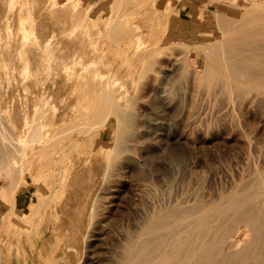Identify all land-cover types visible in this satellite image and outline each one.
<instances>
[{
    "label": "rangeland",
    "instance_id": "rangeland-1",
    "mask_svg": "<svg viewBox=\"0 0 264 264\" xmlns=\"http://www.w3.org/2000/svg\"><path fill=\"white\" fill-rule=\"evenodd\" d=\"M189 1L0 0V147L14 149L23 171L17 182L0 171V264H123L152 217L171 219L152 234L164 245L224 195L253 193L264 171V89L225 78L208 46H224V32L238 28L226 25L252 15L245 5L258 0H200L201 9L187 11ZM117 17L118 31L110 25ZM255 41L243 46L245 56ZM261 44L252 66L264 62ZM109 91L115 101L107 114L96 97ZM35 117L46 122L32 143ZM27 189L30 205L4 219ZM259 196H248L242 213L215 217L225 221L222 232L239 228L229 249L216 252L227 253L225 264H264Z\"/></svg>",
    "mask_w": 264,
    "mask_h": 264
},
{
    "label": "bare ground",
    "instance_id": "bare-ground-1",
    "mask_svg": "<svg viewBox=\"0 0 264 264\" xmlns=\"http://www.w3.org/2000/svg\"><path fill=\"white\" fill-rule=\"evenodd\" d=\"M73 2H76V3H79V0H72ZM153 1H156V0H153ZM217 1H219V0H217ZM245 1V0H244ZM250 1V0H249ZM248 0L247 1H245V3L247 2L248 4H250V2H249ZM118 2L119 3H121V0H118ZM233 2V1H232ZM240 1H238V3H239ZM154 3V5H155V2H153ZM223 3V2H222ZM244 3V4H245ZM252 3L254 4V2H252L251 1V4H250V6L252 7H254L255 6V4L254 5H252ZM226 4V3H225ZM234 5V2L233 3H231V5ZM230 5V4H229ZM232 5V6H233ZM257 5H258V7H256L257 9H255V7H254V9L255 10H253V11H256L255 13H256V17L254 16H252V15H254L253 14V11H252V9H253V7H252V9H251V7L249 6V7H247L246 5H245V7L246 8H244V12L245 13H251L252 12V15H247L246 16V14H245V16L248 18H246V20L244 19L245 18V16H242V17H244L243 18V20L241 19V20H239V23H237L236 24V22L234 23V24H232V23H230L229 22V24H231V25H229L228 24V21H227V17H224L223 19H224V24L226 25V22H227V24L228 25H226V28L227 29H230V28H232V29H234V28H237L238 29V32L234 29V31H232V33L234 32H237V33H240V31H242L241 33V37L240 38H238V34L237 33H235V35H237V36H235V37H233V34L232 33H230L231 31H226V32H224V34H225V37L226 38H224V39H227L228 40V42L223 46V45H221V43H220V46H208L209 47V51L211 52V54H212V59H213V61L214 62H216L217 63V65H218V67H219V69H220V73L225 77V78H229L231 81H233V82H236V83H240L241 85H242V83H243V85L245 84V86H248V87H250V88H253V89H256V90H262V89H264V78H262L263 77V75H264V73H263V75L261 74V76L262 77H258L259 79H257L256 77L258 76L255 72L256 71H258L259 69H262V70H264L262 67H261V65L264 67V62L263 63H261L262 62V60L263 59H261V61H259L261 64H259L258 62H255L256 64H257V70H253V69H256V68H254V66L256 65L255 63H254V66H252L253 65V61H255L256 59V61H258L259 60V58L258 57H261V56H263V53H258V54H253V52H258L257 51V49H259V46L258 45H260L261 43H263L264 42V0H258L257 1ZM235 6H237L238 7V4L237 5H235ZM240 6V5H239ZM241 8H242V6H240ZM248 8V9H247ZM244 12H243V15H244ZM258 12V13H257ZM212 14V13H211ZM224 15V14H223ZM219 16V15H218ZM226 16V15H225ZM220 17V16H219ZM253 17V20L252 19H250V18H252ZM225 18H226V20H225ZM230 18V17H229ZM220 19V18H219ZM230 19H234V17H231ZM240 19V18H239ZM250 19V20H249ZM217 20H218V18H217ZM236 20H238V19H236ZM221 21V20H220ZM219 21V22H220ZM167 22V21H166ZM218 22V21H217ZM238 22V21H237ZM121 23H122V21H121V19L120 18H115L114 20H112L111 21V23H110V25H111V28H113V29H116L117 31L118 30H120V28H121ZM221 23H223V22H221ZM223 24V25H224ZM236 24V25H235ZM219 25V24H218ZM223 25H221L220 27H222ZM228 26H231L230 28L228 27ZM235 26V27H234ZM237 26V27H236ZM260 28V29H259ZM221 29V28H220ZM226 29V30H227ZM239 29H241L240 31H239ZM256 29H258V31L256 30ZM223 30H225V29H223ZM140 31V30H139ZM138 31V32H139ZM117 33L118 32H116L115 33V35H117ZM232 36V37H230V35ZM226 34L227 35H229V37L228 36H226ZM221 35V34H220ZM218 36V40L221 42V40H222V38H220L221 36ZM221 40H220V39ZM262 38V39H261ZM216 39V40H217ZM248 39V40H247ZM263 40V41H261V42H258V40ZM255 40H257V41H255ZM259 40V41H260ZM215 41V40H214ZM218 41V42H219ZM257 42L258 43V45H256L257 46V48L255 49V43H254V45H253V47H251V48H254V50H256V51H254L253 49H252V54L251 53H246V54H250V55H252V57L251 56H248V55H246L245 56V52H247V50L249 49V44L250 43H252V42ZM217 42V41H216ZM256 43V44H257ZM260 43V44H259ZM208 44V43H207ZM253 44V43H252ZM247 46L248 47V49H247V47H243V46ZM251 45V44H250ZM252 46V45H251ZM261 46H264L263 44H261ZM243 47V48H242ZM242 49H244V52H243V50ZM247 49V50H246ZM260 49H262V47H260ZM263 51H264V47H263V49H262ZM250 51H251V49H250ZM260 52V51H259ZM262 52V51H261ZM262 54V55H261ZM258 55H260V56H258ZM253 56H255V59L254 60H252L254 57ZM257 57V58H256ZM262 58V57H261ZM264 58V57H263ZM249 59H251V60H249ZM250 62H249V61ZM251 61H252V63H251ZM264 61V60H263ZM258 64H259V66H260V68H258L259 66H258ZM251 68H253L252 70H253V72L255 73H253L252 72V70H251ZM260 71V70H259ZM258 71V72H259ZM261 73L262 72H264V71H260ZM253 74L256 76H253ZM242 75H244V79L243 78H241V76ZM260 75V74H259ZM263 79V80H260V79ZM97 98V101H98V105H100V108L102 109V110H107V114L109 113V112H111V110H112V108H113V106H114V101H115V98H114V94L112 93V92H107L106 94H103L102 96H100V97H96ZM46 104V103H45ZM103 107V108H102ZM99 108V109H100ZM44 116V115H43ZM45 118V117H44ZM43 118V119H44ZM42 119V118H41ZM100 121V120H99ZM106 118H104L102 121H100L99 123L98 122H96V125L98 126V128L99 127H102V126H104L105 125V123H106ZM45 122H46V120H37V117H35L34 119H33V122L31 123V124H29V127H31V126H33V128H34V131L33 132H31V139H30V141L32 142V143H34L36 140H38L37 139V137H40L41 135H42V130H43V127L45 126L44 124H45ZM44 123V124H43ZM98 123V124H97ZM95 125V126H96ZM94 127V126H93ZM90 130V129H89ZM89 130H88V133H89ZM92 130V129H91ZM91 130H90V132H91ZM101 148V147H100ZM0 149H1V153H0V171H4L5 172V174L6 175H8V176H10V177H13L15 174H16V176L18 175V173H19V175H21V173L23 172H18V171H20L19 169H18V171H17V168H21V164H20V157L19 156H16L17 154H15V151H14V149L13 148H10L9 147V145H6L5 143L4 144H2V146L0 147ZM104 149V148H103ZM16 151H17V149H15ZM21 150H24V148H21ZM15 154V155H14ZM20 154H23V151H22V153L20 152ZM25 156V155H24ZM23 156V157H24ZM48 158H47V160H46V162L47 163H50L51 162V160H55V156H47ZM22 159V158H21ZM23 167V166H22ZM35 168V167H34ZM22 170H23V168H22ZM30 170V169H29ZM32 170H33V167H32ZM26 171V170H25ZM17 172V173H16ZM31 172V171H30ZM14 178V177H13ZM15 178H17V179H19L20 178V176L19 177H15ZM14 178V179H15ZM22 178V177H21ZM257 178H258V182L256 181V183H258L257 184V186L256 187H254L255 185H256V183H255V185L253 186V187H251L250 186V188L252 189V188H254V189H252L253 190V193H249L248 195L247 194H245V193H248V192H245V191H243V192H245V193H242V191H241V193L240 192H238V191H240V190H238V191H236V192H234L233 193V191H232V194H229V195H227V196H225L224 195V197L225 198H223L222 199V197H221V199L222 200H219V201H221V202H218V203H215L216 205H211L209 208H204V210L201 212L200 211V213L198 212V214H196V215H193V217H191V218H189V219H187V220H185L184 222H183V226L181 225V228L179 227L178 228V230L180 229H182V227H183V229L180 231V234L178 235L177 234V232H173V230H172V233H174V234H177L174 238H172V240H170L169 242H165L166 241V239L163 241V243H164V245H165V243H166V245L164 246L163 244H159V243H162V242H160L164 237H162V239H160V241H158V242H154V241H157V240H153L154 239V237H156L157 238V236H159V235H156V234H154L155 232L154 231H156V228H159V230H160V227H158V226H160L161 225V222H163L164 220H166V221H164V222H166L167 223V221H170V220H168V218H169V216H168V214H167V216L168 217H166V216H164V215H159V216H157L156 218H154L153 219V217H152V219H151V221L149 222V227H151L152 226V224H154L155 225V223L158 221V220H160L159 221V225L158 224H156V226L155 227H151V229L147 226L148 224L147 223H145V224H147L146 226V228H147V230L145 231V228H144V232H143V230H142V232H138L137 233V235L134 237V240H132L133 242L132 243H130L129 245H128V249H127V252H126V258L125 259H122V263L123 264H137V262H136V260H137V257L139 256L140 258H142L143 259V257H144V261H142V260H140L141 262H138V264H200V263H202V264H225L224 263V260H225V256H227V253H226V255L224 256V259L223 258H221V256L222 255H219L220 253L218 252V254H216V252L217 251H220L221 249L223 250L224 248L223 247H225L224 245H226V244H228L229 242H230V244H231V241L235 238V237H237L236 236V233L238 232V230H239V228H238V226L234 223V225H232V227L230 226V227H228L227 229L225 228V229H223V232H222V229H220L221 227H223L224 226V222H223V226L222 225H220L219 224V221L218 220H220V218H219V216H221L222 217V215H223V217H225L226 216V218H228V216H227V213L230 211L231 213H236V211L237 212H241V210L242 211H244L243 209H248V203H250V197H252V196H254L253 197V199H255L257 196L258 197H260L259 195H260V193H262V192H264V171L263 172H261L260 173V175L259 176H257ZM12 179V178H11ZM14 179L12 180L13 182H14ZM15 181L17 182V180L15 179ZM16 182H14L13 184V186L14 187H9V191L8 192H10L9 193V195L7 194L6 196H7V200L9 199L10 200V197H13V196H10L11 195V193L16 189V185H15V183ZM249 189V188H248ZM13 194V193H12ZM251 194V195H250ZM262 195V194H261ZM248 196H250V197H248ZM248 199H249V201H248ZM252 199V200H253ZM259 198H257L256 200H258ZM256 200H253L254 202L256 201ZM251 202V203H254V202ZM248 202V203H247ZM258 202V201H257ZM14 201H13V205H14ZM259 203H260V201H259ZM214 204V203H213ZM245 205H246V207H245ZM250 205V204H249ZM254 205V204H253ZM94 206V205H93ZM245 207V208H243V209H241L242 207ZM248 206V207H247ZM251 206H252V204H251ZM262 206V205H261ZM15 207V206H14ZM12 208V210L10 211V212H8L5 216H4V219H6V217H12L13 216V214H15V212H17L18 210L16 209V208ZM256 208H257V206H256ZM174 209V208H173ZM176 209V208H175ZM241 209V210H240ZM250 209V208H249ZM38 211V210H37ZM168 211V210H167ZM180 211H182V210H179V212ZM185 211V210H184ZM183 211V212H184ZM197 211V210H196ZM232 211H234V212H232ZM248 211V210H247ZM246 211V212H247ZM36 212V211H35ZM95 212V211H94ZM175 212V211H174ZM182 212V213H183ZM245 212V213H246ZM155 213V212H154ZM170 213V212H169ZM226 213V214H225ZM242 213V212H241ZM244 213V212H243ZM244 213V214H245ZM249 213H251L250 211H249ZM156 214V213H155ZM159 214V212L156 214V215H158ZM163 214V213H162ZM165 215H166V213H164ZM185 214V213H184ZM224 214H225V216H224ZM239 214V213H238ZM238 214H235L236 216H238ZM248 214V213H247ZM91 215V214H90ZM155 215V216H156ZM169 215H172V212L169 214ZM190 215V214H189ZM231 215V214H230ZM233 215V214H232ZM242 214H240V216H241ZM154 216V217H155ZM236 216H234L233 215V217L231 216L230 218H235L234 220H237V221H239L238 219H236ZM182 217V216H181ZM215 217H217V218H219L218 220H215ZM244 217V216H243ZM151 218V217H150ZM170 218H172V216L170 217ZM173 218H175V217H173ZM177 218V217H176ZM183 218V217H182ZM186 218H188V217H186ZM214 218V219H213ZM238 218V217H237ZM178 219V218H177ZM213 219V220H212ZM222 219V218H221ZM250 219V218H249ZM152 220H154L155 221V223H154V221H152ZM173 220V219H172ZM212 220V221H211ZM218 222V224H219V228H218V224L215 222ZM226 220V219H225ZM228 220V219H227ZM245 220H246V218H245ZM5 221V220H4ZM177 221V220H176ZM213 221H214V223H213ZM222 221H223V219L220 221V223H222ZM237 221H234V222H237ZM242 221H243V219H242ZM251 221H252V218H251ZM153 222V223H152ZM172 222H174V221H172ZM178 224H179V226H180V220H178ZM181 222V223H182ZM227 222V221H226ZM250 222V221H249ZM150 223H152L151 225H150ZM177 223V222H176ZM238 223V222H237ZM243 223V222H242ZM241 223V224H242ZM168 224V223H167ZM171 224V223H170ZM213 224H217L216 225V227H214L213 226ZM233 224V223H232ZM163 225H165V223L163 224ZM173 225V224H172ZM175 226V225H174ZM174 226H172L173 228H174ZM176 226H178V225H176ZM226 226H229V224H227ZM239 226H240V223H239ZM162 227V226H161ZM165 227V226H164ZM171 227V228H172ZM241 227V226H240ZM259 227H262V226H259ZM143 228V227H142ZM169 228H170V225H169ZM214 228V229H213ZM218 228V230H216V229ZM224 228V227H223ZM263 228H264V226H263ZM152 229H155V230H152ZM161 229H163L164 230V228H161ZM168 229V228H167ZM177 229V228H176ZM257 229H259V228H257ZM158 230V231H159ZM171 230V229H170ZM169 230V231H170ZM177 230V231H178ZM213 230H214V232H215V230H216V233H218L219 231L221 232H219V234H217L216 235V233H215V235L212 237V239L213 240H211V242L209 241V239H207V237L206 236H211L210 234H214L213 233ZM248 230V229H247ZM262 230H264V229H262ZM261 229L259 230V231H262ZM218 231V232H217ZM258 231V230H257ZM154 232V233H153ZM157 232V231H156ZM249 232V230L247 231V233ZM178 233H179V231H178ZM246 233V234H247ZM152 234H153V236L154 237H152ZM158 234V233H157ZM159 234H160V231H159ZM162 234H164L163 232H162ZM161 234V235H162ZM166 234H168V231H167V233ZM170 235H172L171 233H169ZM173 234V235H174ZM149 235H151V236H149ZM169 236V235H168ZM167 237V236H166ZM205 237H206V239H207V241L209 242H207L206 241V239H205ZM264 237V236H263ZM155 238V239H156ZM159 238V237H158ZM161 238V237H160ZM169 238V237H168ZM171 238V237H170ZM209 238V237H208ZM253 238V237H252ZM235 239H237V238H235ZM234 239V240H235ZM247 239H248V237H247ZM260 239H263V238H259V240ZM159 240V239H158ZM253 240V239H252ZM237 241V240H236ZM233 242V241H232ZM252 242V241H251ZM258 242V241H257ZM129 243V242H128ZM155 243H156V245H158L159 244V246L161 247V246H164V248H162V250H161V248H160V250H156L155 248H156V245H155ZM158 243V244H157ZM247 243H248V241H247ZM244 244V243H243ZM155 245V246H154ZM229 245V244H228ZM248 245V244H247ZM227 246V245H226ZM230 246V245H229ZM264 246V245H263ZM155 247V248H154ZM246 247V246H245ZM257 247H259V246H257ZM262 247V246H261ZM158 248V247H157ZM226 249H229V247L227 246V247H225ZM247 248V247H246ZM249 248H251V247H249ZM260 248V247H259ZM154 249H155V251H154ZM159 249V248H158ZM240 249V248H239ZM254 249V248H253ZM221 250V254H223V251ZM125 251H126V249H125ZM152 251L153 252H155L154 253V255H152L151 253H152ZM229 251V250H228ZM260 251V250H259ZM63 252V251H62ZM224 252H226L225 250H224ZM256 252V251H255ZM261 252V251H260ZM229 253V252H228ZM230 254V253H229ZM233 254V253H232ZM231 254V255H232ZM234 254H235V252H234ZM264 254V253H263ZM3 255V254H2ZM67 255V254H66ZM152 255V256H151ZM218 255V257H220V258H218V257H216ZM257 255V254H256ZM143 256V257H142ZM241 256V255H240ZM259 256V255H258ZM3 257V256H2ZM138 257V258H139ZM223 257V256H222ZM254 257H256V256H254ZM263 257V256H262ZM139 258V259H140ZM229 258V257H228ZM248 258V257H247ZM250 258V257H249ZM249 258H248V260H249ZM139 259L137 260V261H139ZM242 259V258H241ZM0 260H2V258L0 259ZM123 260H124V262H123ZM229 260V259H228ZM243 260H245V258L243 259ZM262 260V259H261ZM234 261V260H233ZM250 261V260H249ZM256 261V260H255ZM2 262V261H1ZM136 262V263H135ZM226 262V261H225ZM228 262V261H227ZM240 262V261H239ZM246 262H247V260H246ZM263 262V261H262ZM3 264H4V262H2ZM229 264H230V262H228ZM235 263V262H234ZM233 263V264H234ZM227 264V263H226ZM241 264V263H240ZM248 264H249V262H248ZM253 264V263H252ZM257 264V263H256ZM262 264V263H261Z\"/></svg>",
    "mask_w": 264,
    "mask_h": 264
},
{
    "label": "crops",
    "instance_id": "crops-1",
    "mask_svg": "<svg viewBox=\"0 0 264 264\" xmlns=\"http://www.w3.org/2000/svg\"><path fill=\"white\" fill-rule=\"evenodd\" d=\"M187 4L189 5L187 11H194L196 8L201 9L202 7L200 0H190ZM191 20H193V18H191ZM184 21L187 22V20ZM32 199L33 198L30 194V190H24L22 193H18L16 195L13 207L15 206L14 208L16 209L24 210L30 205Z\"/></svg>",
    "mask_w": 264,
    "mask_h": 264
}]
</instances>
